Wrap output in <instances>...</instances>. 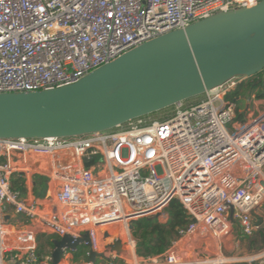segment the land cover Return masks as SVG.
<instances>
[{
  "label": "built area",
  "instance_id": "2783aa9c",
  "mask_svg": "<svg viewBox=\"0 0 264 264\" xmlns=\"http://www.w3.org/2000/svg\"><path fill=\"white\" fill-rule=\"evenodd\" d=\"M258 2L0 0V94L74 84L158 36ZM237 79L173 106L167 118L76 137L0 139V264H52V251L38 254V236L78 242L58 264L78 246L87 260L73 264H232L223 240L235 228L252 236V214L264 203V111L252 117L227 99ZM35 176L46 179L43 197L33 194ZM173 200L188 224L161 253L138 256ZM238 261L264 264V249Z\"/></svg>",
  "mask_w": 264,
  "mask_h": 264
},
{
  "label": "water",
  "instance_id": "95a60500",
  "mask_svg": "<svg viewBox=\"0 0 264 264\" xmlns=\"http://www.w3.org/2000/svg\"><path fill=\"white\" fill-rule=\"evenodd\" d=\"M263 71L264 0H260L158 36L74 84L0 94V139L107 131L205 95L231 79L252 78ZM51 243L52 264H58L62 249H74L78 242L65 236Z\"/></svg>",
  "mask_w": 264,
  "mask_h": 264
},
{
  "label": "rangeland",
  "instance_id": "374dc122",
  "mask_svg": "<svg viewBox=\"0 0 264 264\" xmlns=\"http://www.w3.org/2000/svg\"><path fill=\"white\" fill-rule=\"evenodd\" d=\"M264 77V71L259 74V79H262ZM251 80H254V78H251ZM247 82L249 80L247 79H237L236 82ZM260 92L259 89H256L253 91V93L248 96L244 95L243 100L241 101V110H248V114H250L252 117L257 116L259 113L264 111V99H258L257 94ZM205 98V95L197 96L195 98L189 99L184 101V106L187 107L192 104H196L200 101H202ZM174 111V107H169L167 109H164L162 111L150 114L149 117L151 119H162L167 118L170 116ZM247 115V114H246ZM251 117V118H252ZM253 222H258V220H261V225H259V229L250 237H242L240 233L238 232V229H235L230 233L228 238L223 240L222 244V250L223 255L227 258L232 259V264H249L247 262H239L238 259H243L250 254H252L255 251H258L260 249H264V203L261 205V207L252 214ZM11 224L15 223V219L12 218L10 221ZM47 238H50L48 240H52V237L44 236L43 239L40 240L41 243H45L46 252L44 255H48L52 251V247L47 246ZM85 251L86 248L84 246H78L77 250L73 255V260L69 261V264H73L76 261H86L87 258L85 257ZM129 254V253H127ZM65 264V263H62ZM96 264H110V262L106 263H100L96 262ZM111 264H122L119 261H113ZM256 264V263H251Z\"/></svg>",
  "mask_w": 264,
  "mask_h": 264
},
{
  "label": "trees",
  "instance_id": "16d2710c",
  "mask_svg": "<svg viewBox=\"0 0 264 264\" xmlns=\"http://www.w3.org/2000/svg\"><path fill=\"white\" fill-rule=\"evenodd\" d=\"M258 76V75H257ZM254 83L252 81L247 82H241L239 83L234 91L227 95V99L229 100H235V102L238 104L239 108H241L240 104L243 100L244 95H251L254 90L259 89L260 92L257 94L258 99H264V80H262L257 85H253ZM237 120L243 121L244 115L238 114ZM13 189L17 187L16 181L12 182ZM34 187H33V194L36 197H43L46 191V179L41 176H35L33 179ZM168 220L165 223V225H162L160 227H156L155 231L157 233V239L155 241L149 242V243H143L139 245L137 249V255L142 257H147L151 255H157L161 253L164 249V247L169 243L170 239L174 236L176 233V230L178 228H182L188 224V218L180 206V204L173 200L169 203L167 209H166ZM261 220L259 219L256 225H260ZM44 236H38L37 237V252L39 255H44L46 252L45 243H41L40 240L43 239ZM50 238H47V246L50 248L52 247L51 240H48ZM53 239V238H52Z\"/></svg>",
  "mask_w": 264,
  "mask_h": 264
},
{
  "label": "flooded vegetation",
  "instance_id": "af4514ba",
  "mask_svg": "<svg viewBox=\"0 0 264 264\" xmlns=\"http://www.w3.org/2000/svg\"><path fill=\"white\" fill-rule=\"evenodd\" d=\"M261 82V80L259 79V77H257V78H255L254 80H253V85H257L258 83H260ZM249 96V95H248Z\"/></svg>",
  "mask_w": 264,
  "mask_h": 264
},
{
  "label": "bare ground",
  "instance_id": "6f19581e",
  "mask_svg": "<svg viewBox=\"0 0 264 264\" xmlns=\"http://www.w3.org/2000/svg\"><path fill=\"white\" fill-rule=\"evenodd\" d=\"M106 241L108 242V240H106ZM102 244H103V246H107V245H106V242H102Z\"/></svg>",
  "mask_w": 264,
  "mask_h": 264
},
{
  "label": "crops",
  "instance_id": "0c3cea01",
  "mask_svg": "<svg viewBox=\"0 0 264 264\" xmlns=\"http://www.w3.org/2000/svg\"><path fill=\"white\" fill-rule=\"evenodd\" d=\"M252 220H253V219H252ZM253 223H254V225H256V223H257V222H256V223H255V222H253ZM260 225H261V224H260ZM256 226H258V225H256ZM259 227H260V226H259ZM247 238H248V237H247Z\"/></svg>",
  "mask_w": 264,
  "mask_h": 264
}]
</instances>
